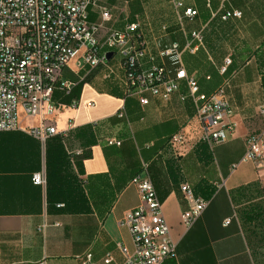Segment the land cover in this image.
I'll list each match as a JSON object with an SVG mask.
<instances>
[{"label":"crops","instance_id":"obj_1","mask_svg":"<svg viewBox=\"0 0 264 264\" xmlns=\"http://www.w3.org/2000/svg\"><path fill=\"white\" fill-rule=\"evenodd\" d=\"M182 1L197 11L182 24L171 0H98L89 19L103 24V39L137 22L143 69L162 65L174 77L182 67L204 93L223 87L234 133L220 144L203 139L184 80L169 99L145 92L144 105L127 93L119 58L109 61L111 75L72 59L61 75L69 89L53 93L57 134L42 141L31 132L42 118L23 115L19 129L0 132V264H85L88 256V264H122L134 246L120 221L140 203L131 180L145 169L176 243L160 264H264V162L242 161L249 134L264 133V0ZM175 134L183 144L172 142ZM36 173L47 183L35 184ZM182 183L209 201L190 228L182 213L193 201Z\"/></svg>","mask_w":264,"mask_h":264},{"label":"built area","instance_id":"obj_2","mask_svg":"<svg viewBox=\"0 0 264 264\" xmlns=\"http://www.w3.org/2000/svg\"><path fill=\"white\" fill-rule=\"evenodd\" d=\"M171 1L181 24L186 18L196 16L197 11L186 7L182 0ZM97 4L98 0H0V132L19 129L23 115L42 118L43 123L31 130L42 141L57 134L51 123L56 110L52 99L55 88L69 89V83L61 80L64 67L72 59L79 58L80 66H104L111 75L114 70L109 61L117 55L129 95L137 96L144 105L149 103L143 95L145 92L169 99L184 80L202 124L203 139L211 144L227 141L235 131V123L225 89L220 87L209 94L202 92L197 79L182 67L174 77L169 76L162 65L143 69L142 60L147 50L141 39L140 25L129 23L122 30L110 31L103 39L100 34L103 24L92 23L89 19L90 9ZM240 14L239 11L227 12L222 17L228 19ZM110 19V11L103 8L102 20ZM189 37L198 44L203 41L200 31H192ZM177 49L178 44H174L165 52L171 54ZM109 52H113L110 60L107 59ZM230 63L231 59L226 58L221 71L225 72ZM258 113L264 118V103L259 106ZM118 115L123 117L124 110ZM184 141L183 134L172 137L173 143L183 144ZM242 161L264 162L263 132L249 134ZM145 170V174H136L131 180L139 191L140 203L120 221L121 226L130 230L134 246L122 264H160L176 252L162 202ZM33 181L38 185L46 184L41 173L34 174ZM180 189L193 201L182 213L184 225L190 228L202 216L209 201L196 196L189 183H182ZM228 222L230 219L225 224ZM89 260L88 256L85 264Z\"/></svg>","mask_w":264,"mask_h":264},{"label":"water","instance_id":"obj_3","mask_svg":"<svg viewBox=\"0 0 264 264\" xmlns=\"http://www.w3.org/2000/svg\"><path fill=\"white\" fill-rule=\"evenodd\" d=\"M112 56H113V52H109V53L107 54V59L110 60V59L112 58Z\"/></svg>","mask_w":264,"mask_h":264},{"label":"trees","instance_id":"obj_4","mask_svg":"<svg viewBox=\"0 0 264 264\" xmlns=\"http://www.w3.org/2000/svg\"><path fill=\"white\" fill-rule=\"evenodd\" d=\"M141 39H143V36L141 37ZM46 183H47V177H46ZM49 183V182H48ZM195 195L197 196V194L195 193Z\"/></svg>","mask_w":264,"mask_h":264},{"label":"rangeland","instance_id":"obj_5","mask_svg":"<svg viewBox=\"0 0 264 264\" xmlns=\"http://www.w3.org/2000/svg\"><path fill=\"white\" fill-rule=\"evenodd\" d=\"M116 57H118V56L116 55ZM116 57H115V59H117Z\"/></svg>","mask_w":264,"mask_h":264}]
</instances>
